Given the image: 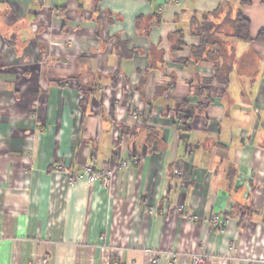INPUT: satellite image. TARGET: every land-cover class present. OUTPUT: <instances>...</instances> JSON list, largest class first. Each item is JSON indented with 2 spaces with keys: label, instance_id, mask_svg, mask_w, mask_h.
<instances>
[{
  "label": "crops",
  "instance_id": "0c3cea01",
  "mask_svg": "<svg viewBox=\"0 0 264 264\" xmlns=\"http://www.w3.org/2000/svg\"><path fill=\"white\" fill-rule=\"evenodd\" d=\"M222 3L0 0V264H264V42L226 39L230 84L200 96L211 67L178 61ZM242 11L255 38L264 2ZM182 101L206 106L187 131ZM61 164L114 170L109 190Z\"/></svg>",
  "mask_w": 264,
  "mask_h": 264
},
{
  "label": "trees",
  "instance_id": "16d2710c",
  "mask_svg": "<svg viewBox=\"0 0 264 264\" xmlns=\"http://www.w3.org/2000/svg\"><path fill=\"white\" fill-rule=\"evenodd\" d=\"M252 1L238 0L240 6L234 13L233 8L229 5L230 2L227 0L228 3H222L216 11L204 13L199 18L194 17L192 19L190 33L199 39V44L192 47L188 59L178 61L186 68H194L199 64H208L213 72L211 78H198L200 84L194 94L197 93L196 95L200 96L201 93H207L209 86L214 82L223 87L229 86L230 76L236 60V50L226 39H236L246 43H250L253 40L264 42V30H261L253 38L251 35V22L242 11V8L249 6ZM262 1L264 2V0ZM175 35L177 41L172 46V52H177L184 45L183 31L178 30ZM205 107V105L200 104L197 108H193L188 101H182L178 104L173 109L178 128L187 131L188 123L195 113L203 111Z\"/></svg>",
  "mask_w": 264,
  "mask_h": 264
},
{
  "label": "built area",
  "instance_id": "2783aa9c",
  "mask_svg": "<svg viewBox=\"0 0 264 264\" xmlns=\"http://www.w3.org/2000/svg\"><path fill=\"white\" fill-rule=\"evenodd\" d=\"M138 110L133 111V116H138ZM134 163L136 162V159L133 160ZM118 165L121 167L124 166L123 162H119ZM55 171L58 173H63L68 178V183L70 186H74L76 182L81 178H86L88 180V183L94 184L95 182H99L101 186L108 191L110 187V182L112 180L114 170H102L97 171L92 166H85L81 171L74 173L70 167L61 164L56 166ZM183 209L184 206H181ZM191 221L194 220L192 216L189 215L188 217ZM212 222L219 228L220 232L222 234L225 233L226 226L228 224V219L225 216H222L221 214H214L212 216ZM150 254V262L155 264L157 259V253L156 252H149ZM193 261L195 264H204V256L200 254L193 255ZM44 264L47 263V259H44L42 261ZM114 264H117L116 262ZM172 264H176V261L173 259Z\"/></svg>",
  "mask_w": 264,
  "mask_h": 264
},
{
  "label": "rangeland",
  "instance_id": "374dc122",
  "mask_svg": "<svg viewBox=\"0 0 264 264\" xmlns=\"http://www.w3.org/2000/svg\"><path fill=\"white\" fill-rule=\"evenodd\" d=\"M136 163H137V161H136Z\"/></svg>",
  "mask_w": 264,
  "mask_h": 264
}]
</instances>
